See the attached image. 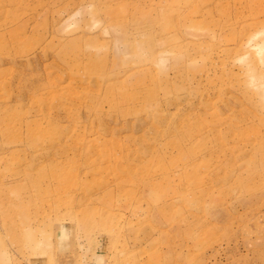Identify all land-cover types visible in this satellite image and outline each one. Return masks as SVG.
<instances>
[{"label":"rangeland","instance_id":"obj_1","mask_svg":"<svg viewBox=\"0 0 264 264\" xmlns=\"http://www.w3.org/2000/svg\"><path fill=\"white\" fill-rule=\"evenodd\" d=\"M0 264H264V0H0Z\"/></svg>","mask_w":264,"mask_h":264}]
</instances>
